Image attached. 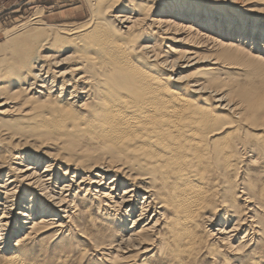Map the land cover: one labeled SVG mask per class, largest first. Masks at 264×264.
Returning a JSON list of instances; mask_svg holds the SVG:
<instances>
[{
    "label": "bare ground",
    "instance_id": "bare-ground-1",
    "mask_svg": "<svg viewBox=\"0 0 264 264\" xmlns=\"http://www.w3.org/2000/svg\"><path fill=\"white\" fill-rule=\"evenodd\" d=\"M193 1L86 0L81 25L3 32L0 264L64 232L105 264H264V15ZM177 30L204 42L161 49Z\"/></svg>",
    "mask_w": 264,
    "mask_h": 264
},
{
    "label": "rangeland",
    "instance_id": "rangeland-1",
    "mask_svg": "<svg viewBox=\"0 0 264 264\" xmlns=\"http://www.w3.org/2000/svg\"><path fill=\"white\" fill-rule=\"evenodd\" d=\"M174 6H182L183 4L192 3L193 0H173ZM194 2V1H193ZM177 3V4H176ZM201 4L209 5L212 11L218 13L223 12L227 17H237L238 19L243 20H252L254 18H260L264 15V2L259 0H239L236 3H231V0H200ZM200 3H198L200 5ZM206 6V9H209ZM200 8V7H199ZM164 10V9H162ZM167 11V10H165ZM35 12H38L42 16V20L47 22L48 24H53L59 27L69 28L77 25H81L89 18V12L87 9L86 0H0V43L4 42L3 32L5 30L12 29L19 24L25 23L28 21ZM158 12H154L149 15V20H153L157 18ZM166 16V15H165ZM235 17V18H236ZM164 20V19H163ZM166 21V18L165 20ZM187 21V20H185ZM184 20L182 22H185ZM176 23H180L179 21H175ZM61 24V25H60ZM167 24V23H166ZM186 24V22H185ZM183 24V25H185ZM206 26V24H203ZM198 28V27H196ZM205 34H208V30L201 29ZM226 27L214 29L213 33L210 34L213 37H217L219 39L225 40L228 37V33L226 32ZM170 39L163 42L161 45V49L168 50L165 47L173 48L175 54L178 55L179 51L185 50L186 46H194L196 44H200L204 42L203 38L199 34V38L192 43V39H189L188 36L192 35V33L188 31H181L177 30L173 33H169ZM228 34V35H227ZM173 38L182 39L183 43L180 45L174 44L172 41ZM237 39V37L235 38ZM196 43V44H195ZM183 45V46H182ZM185 45V46H184ZM200 47V46H199ZM202 47V46H201ZM203 49V48H202ZM198 49V53L202 58L208 56V52ZM206 63L198 65L200 67L204 66ZM60 71H64L63 69ZM189 71H181L183 74H186ZM228 76V75H227ZM236 76V75H235ZM237 77V76H236ZM241 80L244 78L240 77ZM230 81V79H228ZM245 80V79H244ZM42 149V148H40ZM40 151V150H37ZM12 154L15 155L16 152L20 153H27L28 151L25 148H18L16 151H11ZM30 153V152H29ZM38 154V153H35ZM29 155H32L30 153ZM26 158L25 155H22ZM11 160H9V163ZM48 160L45 158L38 170L41 171L44 169V166L47 164ZM15 164H18V161H15ZM24 166L19 169H24L28 163L24 161L22 163ZM17 167L18 165H12ZM7 172V171H6ZM4 172L3 178L5 179ZM84 192L78 195V199L82 198ZM30 196H26L25 200L28 199ZM90 198L89 195L85 196V198L80 202H76L78 206H82L84 202H89L87 199ZM36 199V198H35ZM40 198H37V200ZM22 202H20L17 207L13 208V215L16 216V213L20 211V206ZM240 204V203H239ZM78 208V207H77ZM72 211V210H71ZM119 223H115L114 225L117 226ZM130 224L127 223V226ZM121 228V227H120ZM215 228V227H214ZM2 238V237H1ZM80 242H79V240ZM15 236L10 239L11 242L15 240ZM77 239V240H76ZM83 240L80 237H71V234L68 232H64L62 236L52 237L50 234H44L43 236L39 237L35 243L29 247L27 251V255L31 258L32 264H41L40 262L44 261L43 264H58L56 262V258L58 254H53V251H65L67 255V261L64 263L59 264H105L100 259L99 253L102 252H94L92 246L88 243H82ZM43 250H47V254L43 252ZM23 252V251H22ZM107 253V251H105ZM124 263V262H123Z\"/></svg>",
    "mask_w": 264,
    "mask_h": 264
}]
</instances>
